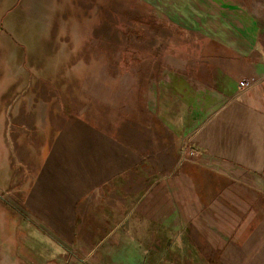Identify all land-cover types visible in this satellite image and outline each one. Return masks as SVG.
I'll return each mask as SVG.
<instances>
[{
  "label": "crops",
  "instance_id": "crops-1",
  "mask_svg": "<svg viewBox=\"0 0 264 264\" xmlns=\"http://www.w3.org/2000/svg\"><path fill=\"white\" fill-rule=\"evenodd\" d=\"M125 3L146 11L99 1L97 25L51 52L58 70L25 53L0 71V264H204L203 240L227 244L210 264H248L234 232L203 235L190 213L198 196L231 197L222 210L238 200L247 228L252 189L264 197V14L251 0Z\"/></svg>",
  "mask_w": 264,
  "mask_h": 264
},
{
  "label": "rangeland",
  "instance_id": "rangeland-1",
  "mask_svg": "<svg viewBox=\"0 0 264 264\" xmlns=\"http://www.w3.org/2000/svg\"><path fill=\"white\" fill-rule=\"evenodd\" d=\"M73 1L0 0V62L3 61V63H0V71L3 68V70L7 71L6 75H8V71L14 69L15 64L19 60H22V55L25 53L28 56L37 55L40 59L48 62L45 64L52 72L54 68L58 70L54 63H50L51 52L56 50V46H58V49L67 43L72 46L77 37V33H85L86 21L89 20L92 25H97L98 23V8L100 5L99 1L101 0H93L94 3L90 4L74 3ZM125 1L128 0H122L123 4L120 5L123 7L124 13H133L132 15L135 17V15L138 16L139 13L141 14V12L146 11V7L142 3L131 4L125 3ZM251 2L252 10L255 13L260 15L264 14V0H251ZM112 6L116 8L115 4H112ZM123 19L126 22V19ZM91 29V34L93 36L97 35L98 28L91 27ZM71 64L78 65L79 68L82 63H78L77 59H73L71 60ZM68 66L67 63H59V69L63 70V72H69L71 70ZM27 68L28 73H34L33 69L31 71L29 70V65H27ZM71 71H74V75L83 76V74H86V69L83 70L82 68ZM0 76L3 77L5 75H1L0 73ZM261 196L258 191L252 189L251 196L249 197L250 207L248 212L244 213L246 214L245 220L248 221L247 228L241 226L243 223V212L236 210L238 206L241 208L238 200L233 202L234 213L232 211L222 210L227 204L228 206L230 205V202H232L231 197L214 194L211 196H198L196 197L198 201L202 200V211H197V213L193 212L190 215L194 219V222L197 221L195 218L197 216L198 222L203 224V235L209 236L211 233H216L220 237V240L225 241V235L229 236L231 232H234L236 237L235 250L242 253V248L245 247V258L250 254L248 262L246 263L258 264L256 255L260 252L259 239L260 235L264 236V228H260L263 222L259 219V210L264 207V197ZM231 216L236 220L235 228L233 229H230L231 226L229 228L228 226H224ZM248 216H250V219ZM244 235H247L246 239L241 241V238L240 242H237L238 237H243ZM195 237L198 240L197 230L196 234L194 232V239ZM248 237L250 238V243H246L249 240ZM196 244L203 249L204 264L211 263V260H206V257H210L211 247L217 246V250L221 252L220 250H223L227 246V244L223 243L219 245L207 244L205 240H203L202 244L196 241ZM247 247H250V252L246 249ZM261 251H264V249ZM236 262L242 264V260Z\"/></svg>",
  "mask_w": 264,
  "mask_h": 264
},
{
  "label": "built area",
  "instance_id": "built-area-1",
  "mask_svg": "<svg viewBox=\"0 0 264 264\" xmlns=\"http://www.w3.org/2000/svg\"><path fill=\"white\" fill-rule=\"evenodd\" d=\"M255 80L251 79L250 81H242L240 82V87L241 88H247L249 87Z\"/></svg>",
  "mask_w": 264,
  "mask_h": 264
}]
</instances>
